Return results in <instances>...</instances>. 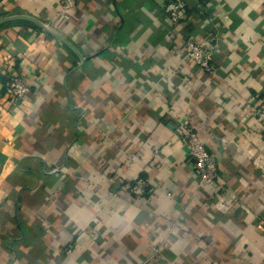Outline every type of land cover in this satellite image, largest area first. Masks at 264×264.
<instances>
[{
	"label": "crops",
	"instance_id": "crops-1",
	"mask_svg": "<svg viewBox=\"0 0 264 264\" xmlns=\"http://www.w3.org/2000/svg\"><path fill=\"white\" fill-rule=\"evenodd\" d=\"M169 1L78 0L65 23L60 0H0V264H264V0H186L178 25Z\"/></svg>",
	"mask_w": 264,
	"mask_h": 264
},
{
	"label": "built area",
	"instance_id": "built-area-1",
	"mask_svg": "<svg viewBox=\"0 0 264 264\" xmlns=\"http://www.w3.org/2000/svg\"><path fill=\"white\" fill-rule=\"evenodd\" d=\"M78 0H60L57 17L67 23L73 18V11ZM186 0H170L164 6V13L175 25L180 24L185 16ZM215 44L209 40L188 39L185 41L184 49L188 59L208 73L214 72L213 51ZM30 92L28 81L17 72L10 70L5 81V94L8 100L17 104L20 103ZM257 115L262 120L264 134V108L257 110ZM179 139L188 147L189 154L195 160V170L202 183H213L219 180L218 166L215 155L206 147L205 141L191 127L183 128L179 133ZM127 187L135 196L145 195L150 182L143 176H138Z\"/></svg>",
	"mask_w": 264,
	"mask_h": 264
}]
</instances>
